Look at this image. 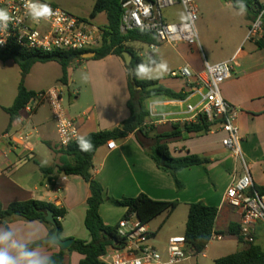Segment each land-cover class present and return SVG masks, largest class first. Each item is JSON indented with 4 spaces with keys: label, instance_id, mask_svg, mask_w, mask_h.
Segmentation results:
<instances>
[{
    "label": "crops",
    "instance_id": "crops-1",
    "mask_svg": "<svg viewBox=\"0 0 264 264\" xmlns=\"http://www.w3.org/2000/svg\"><path fill=\"white\" fill-rule=\"evenodd\" d=\"M255 15L253 13L247 16L248 22L243 36L239 35L232 44L230 41L225 42L227 50L221 54H217L210 46L212 38L208 37L204 42L206 51L203 45L200 51L199 48L186 43L177 46L161 44L154 51L153 59H148L156 63V66L166 65L165 72L156 77L143 79L139 76L146 72L144 70L140 72L138 78L158 80L159 84L176 92L185 91L189 96L183 101L170 100L166 97L149 100L148 105L154 104L158 116L147 118L143 124L145 127L143 133L133 132L123 140H116L117 146L112 150L108 149L107 145L97 150L93 176L104 188L100 214L106 225L116 227L127 213V208L115 206L111 199L121 200L145 194L154 200L177 201L179 205L170 216L167 213L163 214L166 217L164 223H169L181 210L180 212L186 217L185 228L183 234L170 232L169 241L174 236L185 235L189 206L194 202L202 201L218 209L214 230L217 233H225L222 234L224 235L222 242L227 239L228 242L225 244H229L228 247L232 248L236 243L235 252L230 254L238 253L248 246L237 237L227 234L231 225L238 226L240 223V212L224 203L225 193L234 180L245 174V170L242 159L237 158L223 146L224 133L215 127L205 135L191 133L185 138L179 137L161 142L168 145L172 157L191 154L211 160L207 167L200 165L176 173V178L184 185L182 189L178 188L170 173L165 172L155 163L151 151L156 145V135L170 133L173 125L182 126L192 121L186 107L188 103L194 104L198 101V98L191 96L189 83L182 77L172 78V73L180 71L185 66L190 67L194 73L201 72L204 70L205 62L218 64L229 61L235 56L236 66L233 76L221 86V92L227 102L240 110L238 124L242 137L241 153L252 174V188L256 185L264 186V48L258 47L257 40H246ZM163 18L170 24L186 21V15L180 4L166 8L163 11ZM129 45L136 52L139 47L149 49L141 42H133ZM142 60L144 61V58ZM1 70L0 67L2 77L4 73ZM31 72L32 69L25 81ZM61 73L54 83L41 89L30 88L27 85L25 87L29 91L38 92L59 85L63 97L68 92V107L64 106L70 117L80 118L87 115L79 121L81 138L92 132L120 127L130 117L129 74L125 62L120 57L111 54L100 60L95 58L77 60L74 66L69 68L67 84L59 82ZM43 106L45 105H41L36 110L32 118H29L28 113L22 109L17 118L10 123V115L5 109L10 108L11 105L0 101V204L7 208L17 201L43 200L59 208H65L67 216L61 219V237L66 240L90 241V234L84 224L87 200L91 193L89 183L80 176L57 177L56 170L47 174L42 171V168H55L60 160L56 124L53 120V130L50 131L49 120L42 110ZM9 125L10 131L28 136L31 141L30 152L21 154L20 150L13 149L8 141L2 138ZM146 227L153 236H156L149 224ZM256 231L255 243L264 250L263 226L258 224ZM48 234L49 230L42 222H28L17 218L8 226L0 223V236H8L0 248L10 250L11 254L16 256L19 250H25L30 243L43 241ZM208 246L203 251V255L209 250ZM225 248L227 245L220 247V250ZM34 250L49 258L58 253L60 248L51 244L29 251ZM227 255L229 254H218L215 261ZM163 257L166 259V256ZM82 259L83 255L73 252L65 257L64 264H81Z\"/></svg>",
    "mask_w": 264,
    "mask_h": 264
},
{
    "label": "built area",
    "instance_id": "built-area-1",
    "mask_svg": "<svg viewBox=\"0 0 264 264\" xmlns=\"http://www.w3.org/2000/svg\"><path fill=\"white\" fill-rule=\"evenodd\" d=\"M48 4L54 15L33 21L24 8V0H0V8L6 9L12 17L5 26L0 22V50H25V52L60 53L80 52L99 48L103 40V30L98 24L88 19L75 16L51 2L33 0ZM198 0H122V16L120 32L127 35L132 31L150 33L157 42L148 44L151 52L146 53L139 47L136 54L139 58L153 59V53L161 44L177 46L186 43L202 51L198 34L199 20ZM180 4L186 15L183 23H169L163 18V11L168 7ZM264 10H259L252 22L247 41L259 40L264 36ZM145 45V43H143ZM236 57L231 60L211 64L205 62L204 70L194 73L185 66L180 71L172 73V78L182 77L189 83L191 96L198 98L194 104H187L186 110L196 122L203 115L213 122L214 127L224 133L223 146L237 158L242 159L245 174L234 180L225 193L224 203L240 212L239 234L242 242H256V226L264 228V195L258 192L250 194L253 189L252 174L242 156V137L238 124L240 110L227 102L221 92V86L233 76ZM61 86L36 92L27 102L23 110L32 118L36 110L43 104L49 106L57 129L59 150H66L68 145L81 139L79 121L86 118H71L64 107ZM150 116L157 117L154 104L148 105ZM15 150L21 154L30 152L31 141L21 133L7 131L2 136ZM117 146L114 140L107 144L112 150ZM120 241L109 245L101 256L105 264H180L191 256L198 255L186 251L185 235H177L169 240L167 259L154 247L146 245L153 234L138 216L133 213L122 218L118 225ZM224 239L221 234L213 233L211 241L220 242ZM199 254H203L202 252Z\"/></svg>",
    "mask_w": 264,
    "mask_h": 264
},
{
    "label": "trees",
    "instance_id": "trees-1",
    "mask_svg": "<svg viewBox=\"0 0 264 264\" xmlns=\"http://www.w3.org/2000/svg\"><path fill=\"white\" fill-rule=\"evenodd\" d=\"M231 3L236 8H245L253 11L255 14L259 10H264V5L257 0H224ZM122 0H96L90 18H96L97 15L105 14L107 24L100 27L103 30V40L99 48L93 50H84L80 52H58V53H41V52H25V50L8 49L0 50L1 62H7L11 59L16 61L22 68V78L18 95L10 108L5 111L10 115V123L17 118L19 112L24 109L27 102L36 92L29 91L24 85V79L31 71L34 64L38 62H56L62 68L60 83L67 84L69 68L74 66L77 60H82V54L88 51H95V59L100 60L108 55H116L124 61L123 52H130L133 55V60L130 66H126L127 72L130 75L131 69L134 70V82L129 78L130 99L128 108L130 117L112 130L90 133L80 140L90 143L91 149L88 151L82 150L78 141L68 145L66 150H59L60 160L53 169H44V174L56 170L57 177L59 176H80L89 183L91 193L87 200V212L84 220L86 229L90 234L89 240L75 239L71 247L65 251L60 250L48 258L47 264H64L65 257L73 252H78L83 255L81 264H105L101 260V256L105 253L106 248L115 242L120 241L118 227L106 225L100 214V207L103 203L104 188L93 176L94 157L97 150L108 144L109 141H120L129 136L133 132L143 133L147 118L150 116L148 109V101L157 97H166L170 100H186L189 94L185 91L176 92L159 84L158 80H143L138 78L141 69L145 67L144 61L139 58L136 51L129 45L133 42L145 43V45L156 43V37L150 33L142 31H132L127 35H122L120 32L122 8ZM264 18V14H263ZM260 49L264 48V40L256 41ZM214 127L213 122H210L206 116H199L196 122H186L184 125H173V130L170 133H163L155 136L156 145L151 151V157L155 163L165 172L170 173L178 186L182 189L184 185L176 178V173L189 169L195 166L207 167L211 160L207 157L199 155H185L183 157H172L169 153V147L163 141L167 142L171 139L183 137L188 134L205 135ZM10 125L7 129L9 131ZM151 131V130H149ZM147 136V134H145ZM164 159V161H162ZM258 192L259 195H264V186L256 185L250 194ZM112 203L117 207L127 208V213L124 218L135 213L140 222L147 225L159 215L165 213L170 216L178 207L177 201L167 202L162 200H154L145 194L138 195L132 198H123L121 200L111 199ZM54 212L59 231L61 232V219L67 216L65 208H59L54 204L43 202V200H29L24 202H13L7 208L0 204V223L8 226L14 219L24 221H40L44 224L49 234L43 241L30 243L25 247L26 251L37 247L50 246L51 239L55 232V228L46 222L45 218L47 211ZM218 216L216 207L205 204L202 201L194 202L189 206L188 221L186 222V251L199 254L203 252L211 243L212 234L217 233L214 230L215 222ZM225 234V233H217ZM227 234L237 237L242 241L239 234V226L231 225ZM224 236V235H223ZM53 245V244H52ZM215 264H264V250L256 243L248 244V246L235 254H229L215 261Z\"/></svg>",
    "mask_w": 264,
    "mask_h": 264
},
{
    "label": "rangeland",
    "instance_id": "rangeland-1",
    "mask_svg": "<svg viewBox=\"0 0 264 264\" xmlns=\"http://www.w3.org/2000/svg\"><path fill=\"white\" fill-rule=\"evenodd\" d=\"M46 2H51V4L56 5L62 9H65L75 16L80 18H85L91 22L98 24V27H104L107 23L106 15L100 14L96 18H90L94 2L96 0H44ZM259 3L264 5V0H257ZM198 10H199V20L197 22L198 33L202 42V45L206 51L205 40L211 37V47L216 50L217 54H221L227 50L225 42L230 41L231 44L239 36H243L246 31V23L248 22L247 16L253 14L254 12L245 8H236L231 3L224 0H198ZM203 13V15H202ZM264 40V37H263ZM145 52H151L149 49L144 47ZM150 60V59H149ZM147 57L144 58L145 73H142L139 77L143 79H149L151 77H156V75H161L165 72V68L156 66L154 62H150ZM1 72L0 74V101L7 103L8 105H13L16 95H18V90L22 78V68L16 61L11 59L7 63H2L0 61ZM61 73V67L58 63H42L38 62L33 65L31 75L28 77L27 81L24 79V85L41 89L46 85L54 83L56 78ZM28 75V74H27ZM69 93L66 92L63 99H65L64 105L68 107L67 99ZM45 115L48 118V126L50 131L53 130L54 118L47 103L43 104ZM65 107V106H64ZM53 137V136H52ZM55 140V138H54ZM170 220L169 223H164L166 217L162 214L151 220L149 227L154 230L153 233L156 236H152L146 243V245L156 248L160 253L166 256L167 259V246L169 244L168 236L169 233H179L183 234L185 228L186 217L185 214L180 212ZM161 226V227H160ZM160 227V228H159ZM226 239V237H225ZM230 239V238H228ZM232 239V238H231ZM227 240V239H226ZM225 241H212L210 246H208V251L205 255L198 254L191 256L187 261L180 264H215V258L218 254L234 253V247H228L229 244ZM227 245V248L221 249L220 247ZM237 246V245H236ZM215 249V252H214ZM203 253V252H202Z\"/></svg>",
    "mask_w": 264,
    "mask_h": 264
},
{
    "label": "clouds",
    "instance_id": "clouds-1",
    "mask_svg": "<svg viewBox=\"0 0 264 264\" xmlns=\"http://www.w3.org/2000/svg\"><path fill=\"white\" fill-rule=\"evenodd\" d=\"M24 8L26 12L31 16L33 21L39 18H47L53 16L55 13L48 4H41L39 2H33V0H24ZM9 12L6 9L0 8V22L7 25V22L11 19ZM162 69L166 68V65L160 66ZM144 71V69H141ZM82 150L88 151L92 145L86 143L83 140L79 141ZM8 239L7 235L0 236V245ZM48 258L42 256L38 251H25L19 250L18 255L13 256L10 250L0 248V264H47Z\"/></svg>",
    "mask_w": 264,
    "mask_h": 264
},
{
    "label": "water",
    "instance_id": "water-1",
    "mask_svg": "<svg viewBox=\"0 0 264 264\" xmlns=\"http://www.w3.org/2000/svg\"><path fill=\"white\" fill-rule=\"evenodd\" d=\"M95 55H96L95 51H88V52L83 53L81 57L83 59H91V58H94ZM122 57L124 59L125 65L130 66L133 60V55L130 52H123ZM134 76H135L134 70L131 69V72L129 75L131 82H134ZM162 161H164V159H162ZM45 220L46 222H48L50 225H52L55 228V232L51 239V243L53 245L58 246L60 250L67 251L71 247L73 243V239L66 240L61 237L59 227H58L56 220L54 219V212L52 210L47 211Z\"/></svg>",
    "mask_w": 264,
    "mask_h": 264
}]
</instances>
